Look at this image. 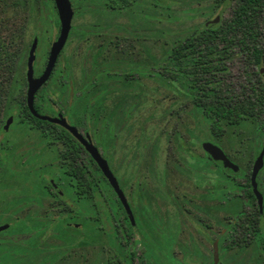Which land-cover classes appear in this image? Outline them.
<instances>
[{
  "label": "rangeland",
  "instance_id": "obj_1",
  "mask_svg": "<svg viewBox=\"0 0 264 264\" xmlns=\"http://www.w3.org/2000/svg\"><path fill=\"white\" fill-rule=\"evenodd\" d=\"M126 1L118 0L115 9L109 10L105 0H71L76 13L42 90L56 103L54 111L60 109L57 104L69 106L66 116L78 126L85 124L89 133L101 124L117 125L119 130L107 139L103 153L137 216L134 242L115 231L106 205L86 199L77 203L74 220L46 231L50 217L73 207V195L67 193L58 173L65 162L58 138L62 135L55 127L47 130L46 125L38 128L19 122L16 104L25 96L31 41L37 39L36 76L45 65L58 27L38 0H0V143L5 153L0 165V225L15 222L0 234V264H112L126 249L131 264H210L203 255L197 260L188 254L179 257L180 250L189 252L194 246L193 152L197 136L209 138V119L196 113L178 83L148 72L160 70L156 64H166L164 53L173 41L216 17V25L229 19L235 0L221 6L215 0ZM256 47L264 69V30ZM247 53L237 52L227 62L228 70L216 86L221 95L237 99L250 95L247 79L252 78L253 63ZM93 69L108 71L100 77L106 90L89 114L82 115L81 104L89 93L79 99L70 94ZM258 87L263 96L264 79L260 78ZM9 116L13 121L3 132ZM263 131L264 107L254 119L247 115L238 126L223 129L220 141L244 171L251 166ZM56 178L60 199L46 187V182L54 184ZM234 204L233 212L239 208ZM96 210L100 214L93 220L90 213ZM151 213L164 214L165 219ZM217 223L218 232L223 225L220 215ZM155 227L160 233H155ZM251 250L257 249H233L220 264H264L263 258L248 255ZM160 251L165 255L160 257Z\"/></svg>",
  "mask_w": 264,
  "mask_h": 264
},
{
  "label": "trees",
  "instance_id": "obj_2",
  "mask_svg": "<svg viewBox=\"0 0 264 264\" xmlns=\"http://www.w3.org/2000/svg\"><path fill=\"white\" fill-rule=\"evenodd\" d=\"M38 1L42 11L50 15L55 13L52 0ZM105 1V8L113 10L115 9L114 4H116L118 0ZM120 1L125 4L129 2L126 0ZM215 1L217 5L221 6L222 4L228 5L231 0ZM155 3L159 4V1L155 0ZM123 7V5L119 6V8ZM231 11L229 19L214 26L201 25L200 28L185 35L182 39L173 41L172 45L166 49L164 53V61L166 64H156L154 66L158 67L160 70L148 72L152 74L151 76L166 78L172 83H178L181 90L191 99L192 103H196L198 99L197 93L199 92L201 106L203 109L207 110L203 113V116L209 119V124L213 122L214 118L216 119V134L221 133V125L231 126L238 124L241 119L247 116L237 112L216 113L214 116L208 113L209 109L218 107V105L213 103V100L214 98H218L219 93H221L220 89L216 87L221 81L219 76L222 75V73L224 74L227 62L232 60L237 52H249L251 60L255 63L258 62L259 53L261 51L256 45L261 32L264 30V0H235ZM73 12L74 14L76 13L75 10ZM55 22L56 26H58L57 19ZM134 71L135 70L131 72L133 73ZM107 72V70L103 69H93L90 76L73 90V93H89V95L85 97L84 103L81 104L82 115L89 114L94 102H96L106 90L104 83L100 82V77ZM42 89L38 92L40 95H38V93L37 95L41 101L47 104L49 98L47 93ZM74 97L79 99L80 95ZM1 102L2 97L0 96V104ZM34 107L40 114L45 111L41 106L34 105ZM241 107L242 109L246 108L245 105H241ZM68 108L69 106H66V110H68ZM16 112L19 114V122L27 121L38 128L48 124L46 121L35 119L29 114L25 105V96H23V99L17 101ZM248 116L254 119L253 115ZM47 130H50V128H47ZM59 130L64 133L63 136H59L58 138L60 142L65 143V147L61 153L65 162L58 167V173L66 184L67 193L73 195L70 201L73 207L69 206L66 208V211L50 217V220L46 223V231L50 229L56 231L57 227L66 225L70 220H74L77 203L82 199L89 200L92 204H97L98 201L102 205H106V212L108 213L107 219L113 224V228H121V230L130 231L131 227L123 210L119 206L112 189L95 163L90 158L87 164L75 162V144L71 142L72 139L67 132L61 128ZM45 131L43 134L47 133ZM96 140L103 145V138L101 136L97 137ZM4 154V150L0 143V165L4 162ZM58 181L59 180L56 178L54 183L57 184ZM46 187L51 189L49 182H46ZM54 194L60 199L56 192H54ZM99 214L100 212L98 210L90 213L93 220H97ZM3 224L8 223L5 222ZM8 225L9 227L7 229L10 230L15 226V222H10ZM2 232H0V234H2ZM22 233L25 232L23 231ZM41 236H43V232ZM124 253V256H116V258L112 260V264H131L128 249L124 250Z\"/></svg>",
  "mask_w": 264,
  "mask_h": 264
},
{
  "label": "flooded vegetation",
  "instance_id": "obj_3",
  "mask_svg": "<svg viewBox=\"0 0 264 264\" xmlns=\"http://www.w3.org/2000/svg\"><path fill=\"white\" fill-rule=\"evenodd\" d=\"M69 1L71 3V0ZM46 14L48 15V18L51 21H53L56 26L55 20L56 19L58 20L56 11L52 15H50L49 13ZM56 27H58V32H59V22H58V26ZM58 32L55 36V39L57 38ZM53 41H51V43ZM260 56H261V52L259 53V60L256 63L253 60H251V62L253 63L252 65L253 67L250 70V76L252 78L247 79L248 89L251 92L250 95H248L247 97H242L241 99H237V97H234L232 95L227 96V95H221V93H219V97L214 98L213 100V103L215 105H218V107H213L212 109H209L208 110L209 114L214 116L216 113L237 112L245 115L254 116V115H259L261 113V109L264 107V95L263 96L260 95L259 93L260 89L258 87V84L260 78L261 80L264 79V69L260 67V62H261ZM227 70H228L227 67H225L224 73L227 72ZM41 72L38 75H40ZM38 75L36 74V76ZM255 76L256 77L259 76V77H257L256 80H254L255 78L253 77ZM42 88L43 87H41L40 89ZM79 95H81V93H71L70 97L79 96ZM199 96L200 93L198 92L197 93L198 99L196 100V103H193V106L196 113L203 114L207 110L203 109V107L201 106V100L199 99ZM48 98L49 100L47 104L41 101L38 96H36V99H34V105L41 106L43 110H45L44 113H42V115H48L50 117H58V115H61L62 118H64L66 121L70 120V123L69 121H67V123L70 126L75 127L77 132L84 139L89 138V142H91L97 148L98 152L100 153V156L105 159L103 150L105 148L106 141L111 135H113V133L119 130L117 128V125H111L107 123L101 124L100 127L96 129V132L89 133L86 129L85 124L78 126L70 118L66 116L67 115L66 107L59 106L57 104V106L60 109L58 111H54L53 105H55L56 103L54 104V101L49 96ZM241 105H245L246 108L242 109ZM215 121L216 119L214 118L213 122L208 124L210 131L208 139H200L198 138V136L196 137L194 152H193L195 200H194V210H193L194 233H193L192 243L194 244V246L189 252H186L184 249L180 250L179 257L183 259L185 255L188 254L189 257H192L194 260H197L199 255H203L204 258L210 259V264H213L214 252H215L214 246L216 245L215 247L218 257V261L216 264H220L222 258H224V256L230 253L233 249H240V248L253 249L254 247H256L257 250L248 251L247 252L248 255L255 257V259H259V258L264 259V155H263V166L259 170L255 178L256 189L261 196V207H259L257 197L252 191L251 182H250L253 163L257 158L259 152L261 151L262 146L264 145V131L261 133V136L263 137L262 140L258 141V143L256 144L258 145V149L256 150L255 153L254 152L252 153L251 166L248 168V171H244L242 167H240V165H238V163L236 162L235 158L237 157H234L235 155L234 156L230 155L220 141V137L222 136V132L224 128L231 126L232 127L238 126V124H234L231 126L221 125L220 127L221 133L216 134ZM43 126L45 125H42L40 127ZM46 126L51 129L54 127L58 129L60 128L63 129L62 127L56 124L48 123ZM64 131L69 134L70 138L72 139L71 142L75 144L76 157L74 161L80 164L83 163L85 164L88 162L89 158L92 160V158L86 152L84 147L75 138H73L68 131L66 130ZM59 132L60 135L62 136L64 135L62 131L59 130ZM99 136L103 138V145L96 140V138ZM60 143L63 147H65L64 142H60ZM213 148L220 149L222 154L237 169L234 171L231 168L224 167L222 164H218L208 151ZM236 153H238V151L234 152V154ZM116 180L120 189L122 190L120 181L117 178ZM52 184L53 183L51 182L50 183L51 190L56 192L52 187ZM114 196L119 206L123 210L126 219L129 222V215L126 214L115 194ZM233 201H237V202H233ZM233 203H236L234 205L237 208L239 207L238 210L234 212L232 207ZM128 206L130 209L131 217L134 221V226H132L129 222L131 227L130 231L121 230V228H118L117 230L122 235L125 241H127V239L130 238V240L134 242L135 240L132 237V232H134L137 228V224L134 219V216H136V214L133 213L134 210H132L129 203ZM147 207L149 211L153 210L152 203L148 204ZM151 215L156 218L161 216L165 219L164 214L151 213ZM218 215H220V218L223 221V225L221 229L217 232ZM154 231L156 234L160 233L159 227H155ZM164 255H165L164 252L162 251L159 252L160 257Z\"/></svg>",
  "mask_w": 264,
  "mask_h": 264
},
{
  "label": "water",
  "instance_id": "obj_4",
  "mask_svg": "<svg viewBox=\"0 0 264 264\" xmlns=\"http://www.w3.org/2000/svg\"><path fill=\"white\" fill-rule=\"evenodd\" d=\"M53 4L55 7V11L57 13V18L59 22V32L57 35V38L51 43L45 66L41 72L40 75L35 76L34 70H33V63L35 60V50L37 45V39L34 38L30 44L27 58H26V71H25V81H26V91H25V105L27 107V110L29 114L34 117L35 119H38L40 121H46L50 124H56L62 127L64 130L68 131L73 138H75L86 150V152L90 155L92 160L94 161L95 165L103 175L104 179L109 184L110 188L118 198L119 202L121 203L124 211L127 215H129V222L132 226H134V221L131 217L130 209L128 206V203L124 197V194L122 190L120 189L116 178L114 177L113 173L109 169L106 160L100 156V153L98 152L97 148L89 142L88 139H84L76 130L75 127L70 126L67 121L62 118L61 115H58V117H50L48 115H42L39 114L35 108H34V96L39 91V89L47 82L49 79L52 70L55 66L56 60L58 55L60 54L66 39L68 37V33L71 28V20L73 18V9L71 7V3L69 0H53ZM218 21V17L213 19L212 21L208 22L209 26L216 25ZM13 121V117L9 116L5 120V123L2 127L3 132H6L11 125ZM209 153L212 155V157L215 159V161L218 164H222L224 167H228L233 169L234 171L237 169L233 164H231L228 159L222 154L221 150L218 148H213L211 150H208ZM263 155H264V145L261 148V151L259 152L257 158L255 159L251 171L250 176V182L252 191L257 197L259 207H261V196L258 193L256 189V183L255 178L259 170L263 166ZM52 187L54 190L61 195L60 190L55 184H52ZM8 228V224H2L0 225V232L6 230ZM216 246V245H215ZM214 246V260L213 264H216L218 261L217 253H216V247Z\"/></svg>",
  "mask_w": 264,
  "mask_h": 264
}]
</instances>
